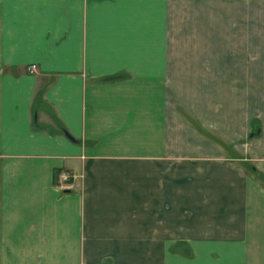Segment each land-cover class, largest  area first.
I'll use <instances>...</instances> for the list:
<instances>
[{
  "label": "crops",
  "instance_id": "1",
  "mask_svg": "<svg viewBox=\"0 0 264 264\" xmlns=\"http://www.w3.org/2000/svg\"><path fill=\"white\" fill-rule=\"evenodd\" d=\"M246 6L0 0V264H264Z\"/></svg>",
  "mask_w": 264,
  "mask_h": 264
},
{
  "label": "rangeland",
  "instance_id": "2",
  "mask_svg": "<svg viewBox=\"0 0 264 264\" xmlns=\"http://www.w3.org/2000/svg\"><path fill=\"white\" fill-rule=\"evenodd\" d=\"M217 2L219 3V1H217ZM229 9H231V11H233L234 15H236V14H244V15L248 14L247 16H252V15H257V12L259 10H263L264 6H262V7L246 6L245 8H236L234 10H233V8H229ZM245 9H247V10H245ZM227 10L228 9L226 8L224 11L226 12ZM231 11H230V13H231ZM212 13L214 16H219L221 14V8L219 6L214 5ZM260 14H262L264 17V11H262V13L260 11ZM214 18L219 19V17H214ZM219 25H220L219 22H214V29L217 28ZM260 25L262 27L261 30H264V20H262Z\"/></svg>",
  "mask_w": 264,
  "mask_h": 264
},
{
  "label": "built area",
  "instance_id": "3",
  "mask_svg": "<svg viewBox=\"0 0 264 264\" xmlns=\"http://www.w3.org/2000/svg\"><path fill=\"white\" fill-rule=\"evenodd\" d=\"M35 70V66H30L29 67V72H33ZM59 179L62 181V182H67L68 180V176L65 174V173H61L59 175Z\"/></svg>",
  "mask_w": 264,
  "mask_h": 264
},
{
  "label": "trees",
  "instance_id": "4",
  "mask_svg": "<svg viewBox=\"0 0 264 264\" xmlns=\"http://www.w3.org/2000/svg\"><path fill=\"white\" fill-rule=\"evenodd\" d=\"M35 128H36V126H35ZM251 172H252L253 174H257V173H256V170H255L254 168H251Z\"/></svg>",
  "mask_w": 264,
  "mask_h": 264
}]
</instances>
